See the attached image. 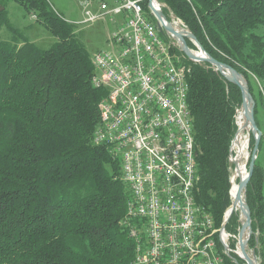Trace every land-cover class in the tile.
<instances>
[{
    "label": "trees",
    "instance_id": "16d2710c",
    "mask_svg": "<svg viewBox=\"0 0 264 264\" xmlns=\"http://www.w3.org/2000/svg\"><path fill=\"white\" fill-rule=\"evenodd\" d=\"M35 14L56 38L49 49L9 26L6 2ZM168 21H181L206 52L248 83L264 144V0H158ZM149 0L143 6L150 13ZM0 264H131L135 243L125 220L130 199L120 164L93 144L107 91L93 85L91 56L74 24L47 0H0ZM192 50L197 47L188 40ZM185 62L198 146L196 199L217 226L231 207L230 149L238 131L241 89L209 64ZM255 139L250 135V148ZM253 235L264 242V169L256 160L247 188ZM240 216L226 226L238 235ZM257 232L260 233L256 237ZM236 243H232V248ZM227 264H232L227 260Z\"/></svg>",
    "mask_w": 264,
    "mask_h": 264
},
{
    "label": "built area",
    "instance_id": "2783aa9c",
    "mask_svg": "<svg viewBox=\"0 0 264 264\" xmlns=\"http://www.w3.org/2000/svg\"><path fill=\"white\" fill-rule=\"evenodd\" d=\"M143 2L83 0L80 23L114 27L109 49L91 57L93 85L107 91L93 144L106 147L120 164L129 190L125 226L135 243L131 264H247L238 235L224 229L228 213L219 227L197 202L191 69L179 43ZM247 251L256 254L255 264H264V242L257 240L252 249L248 243Z\"/></svg>",
    "mask_w": 264,
    "mask_h": 264
},
{
    "label": "water",
    "instance_id": "95a60500",
    "mask_svg": "<svg viewBox=\"0 0 264 264\" xmlns=\"http://www.w3.org/2000/svg\"><path fill=\"white\" fill-rule=\"evenodd\" d=\"M149 8L152 11L153 15L156 17L157 22L159 27L168 34L172 35L176 41L179 43L183 53L186 55V57L194 63L198 64H209L211 65L217 72L222 74L230 83L238 86L243 95V104L242 108L243 110L246 109V122L244 125V128L248 131H250L255 139V146L251 154H249L248 160H247V176L245 179L241 180L239 182V187H238V192H237V200H243L244 198V203L242 206V213L244 215L243 222L241 224V227L239 229V248L240 251L247 262V264H255L256 260V254H252V257L249 256L248 254V243L250 241V238L253 235V230H252V214L250 207L247 203V188L248 185L253 177L254 174V169H255V164L256 160L258 158V152H259V146L262 138V132L259 130L256 119H255V107H256V102L250 93V89L248 86L247 81L245 78L238 73L234 68L223 64L213 57H211L206 50L202 47V45L198 42L197 38L195 35L190 32L183 23L180 22V27L177 30L174 25L168 21L167 17L164 15L161 9V4L158 2V0H149ZM188 40L194 43V45L197 47V51L192 50L188 46ZM241 127L239 126V129L236 133V136L234 138V141L231 146V156L233 147L235 142L237 141L238 136L240 135ZM249 149V145H248ZM234 157H232V164H234L236 168V162H234ZM231 184H232V178H231ZM237 213L236 210V204L232 203V206L230 208V211L228 213V218L224 224V229L229 223L231 217Z\"/></svg>",
    "mask_w": 264,
    "mask_h": 264
},
{
    "label": "rangeland",
    "instance_id": "374dc122",
    "mask_svg": "<svg viewBox=\"0 0 264 264\" xmlns=\"http://www.w3.org/2000/svg\"><path fill=\"white\" fill-rule=\"evenodd\" d=\"M52 10L59 15L65 21L74 24L75 34L80 41V43L85 47L89 55L92 57L95 53L100 51H106L109 49L108 38L114 27L108 23H94V24H80L84 20L83 5L81 2L83 0H47ZM8 24L14 28L18 36L17 46L23 45L24 41H29L34 43L41 49H49L56 42V38L51 35V33L46 29L43 23L39 20L37 15L29 14L20 4L10 1L5 3ZM181 22L174 17H172L171 23ZM182 23V22H181ZM258 35L264 37V27H260L255 31ZM14 40V33L4 26L0 30V41L1 42H11ZM193 43V42H192ZM194 44V43H193ZM197 51V50H194ZM243 108L241 107L238 111L241 113ZM237 113L238 117L240 113ZM260 116L263 117L264 122V111L259 109ZM238 126V125H237ZM239 129V126H238ZM250 131L243 133V137L248 141L249 154L252 153L253 149L250 148ZM253 136V135H252ZM234 141V140H233ZM232 141V143H233ZM232 146V145H231ZM255 146V145H254ZM231 151V149H230ZM259 164L261 165L264 159V144L258 152ZM231 163L230 172L231 175L234 172L235 166ZM234 166V167H233ZM264 169V167H263ZM232 178V177H231ZM232 204V199H231ZM242 217L240 213H235ZM243 222V221H242ZM239 234V233H238ZM241 264H244L241 261Z\"/></svg>",
    "mask_w": 264,
    "mask_h": 264
},
{
    "label": "bare ground",
    "instance_id": "6f19581e",
    "mask_svg": "<svg viewBox=\"0 0 264 264\" xmlns=\"http://www.w3.org/2000/svg\"><path fill=\"white\" fill-rule=\"evenodd\" d=\"M174 27L177 28V30L180 27V22H175ZM246 109L242 110V112L240 113L239 116V126L241 127V133L237 138V141L234 144L233 147V151H232V157H234V162H236V168L234 169V172L232 174V184H231V191H230V195H231V199H232V203L236 204V210L237 213L241 214L242 217V221L244 219V215L241 211L243 203H244V198L243 200H237V192H238V187H239V182L243 179H245V177L247 176V160L249 157V152H248V141L246 140L245 137H243V133L246 131H248V129L246 130L244 128L245 122H246ZM234 167V166H233ZM128 204H130V199ZM232 206V205H231ZM231 208V207H230ZM227 211V213H229L230 211ZM241 221V223H242Z\"/></svg>",
    "mask_w": 264,
    "mask_h": 264
},
{
    "label": "crops",
    "instance_id": "0c3cea01",
    "mask_svg": "<svg viewBox=\"0 0 264 264\" xmlns=\"http://www.w3.org/2000/svg\"><path fill=\"white\" fill-rule=\"evenodd\" d=\"M261 155L259 156L260 159ZM261 166L264 167V159L262 160Z\"/></svg>",
    "mask_w": 264,
    "mask_h": 264
}]
</instances>
